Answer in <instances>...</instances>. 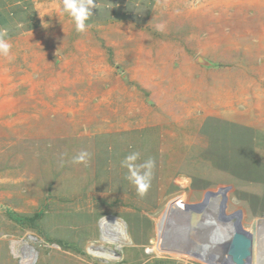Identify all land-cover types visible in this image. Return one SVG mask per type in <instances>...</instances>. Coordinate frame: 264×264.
I'll return each instance as SVG.
<instances>
[{
    "label": "rangeland",
    "instance_id": "obj_1",
    "mask_svg": "<svg viewBox=\"0 0 264 264\" xmlns=\"http://www.w3.org/2000/svg\"><path fill=\"white\" fill-rule=\"evenodd\" d=\"M197 2L153 0L140 21L132 13L143 10L125 8L104 22L90 17L78 32L67 13L56 16L62 0H0V29L13 36L8 56L0 54V264H20L23 243L35 254L29 264H214L161 247L168 209L188 210L208 192L225 195L219 220L238 222L252 238L255 221L264 219V151L255 150L253 136L264 129V79L253 61L235 67L238 57L221 47L217 59L196 54L208 32L195 22ZM41 5L51 17H40ZM194 61L255 112L239 113L244 104L223 95L199 100ZM153 120L170 126L156 195L98 178L96 150L107 148L98 134ZM82 152L86 162H74ZM34 215V222L13 219ZM107 216L124 223L129 242L109 246L116 255L109 261L87 252L90 243L102 244L98 223Z\"/></svg>",
    "mask_w": 264,
    "mask_h": 264
},
{
    "label": "crops",
    "instance_id": "obj_2",
    "mask_svg": "<svg viewBox=\"0 0 264 264\" xmlns=\"http://www.w3.org/2000/svg\"><path fill=\"white\" fill-rule=\"evenodd\" d=\"M196 1H198V5L193 12L196 19L195 22L202 29L203 25H206L208 31L206 34H200V32L197 33L196 31L194 34H191L193 38H196L198 34L201 36V38L197 39L200 40V42L196 45V54L203 53L202 56L204 57L211 56L217 59L216 50L221 47L223 50L226 49L229 52L231 51L228 57H233L235 60L238 59L237 61L244 59L243 63L245 64L248 61H253L257 65V70L262 76L261 78L264 79V32H261V30L264 29V0ZM100 2L101 3L98 4V9L93 8L92 10V19L99 17L103 19L100 22H104L107 19L121 17L124 9L129 8L130 13H132V10H143L142 16L140 13H132L133 16L140 21V19L146 15L147 9L152 6L153 0H100ZM252 6L256 7L252 8ZM252 9L256 14L254 18L250 17L254 13ZM98 10H100L99 13ZM11 37L13 36L10 35V32H7L5 39L8 40ZM201 45L203 47L199 48ZM199 60L201 61L203 59ZM239 63L240 61L236 63V65H233L236 67ZM209 65L208 67H210ZM189 71H194L198 75L194 82H197L196 88L198 90L201 89L199 100L204 101L205 99H210L211 101H216L221 99L220 95H223L222 100L224 101H235L234 103L238 101L242 102L240 96H233L230 91H227V94L223 93L219 83H217L216 87L214 82L217 80H214V78L217 77L209 75L208 73L210 71L206 69L205 66L197 64L194 61L190 65ZM250 82L248 81V83ZM263 92L264 91H261L259 95H263L262 97L264 98ZM246 95H248V92ZM197 97L198 96H196V98ZM240 104H244V113H239L246 115L249 112H255L251 109V101H243ZM228 105H233V103ZM237 105L239 106V103ZM202 110L205 111V115H208V112H206L207 108ZM252 113L250 115H252ZM246 120L250 121L251 117H246ZM169 127L170 126H167V124L160 120H153L150 123L137 126L106 128L104 131L100 132L98 134L99 142L107 148L104 150H96L98 154L96 157H99L100 160L98 164L100 170L99 173H96L98 178L104 180L110 178V187L118 183L117 185L120 186L122 190L127 183L128 186L134 189L136 186L128 179V169L122 166V161H124L128 155L138 152L140 155L139 159L136 161L137 164H143L148 160L154 161V167L151 170L150 187L147 192H150L151 195H156L157 190L155 191V188L161 179L160 153L162 152L163 129ZM190 127H201V123L191 125ZM253 132V136H255L254 141L256 145L259 146L255 148V150H259L258 152L264 151V129H253ZM101 148L103 149L102 146ZM95 163L97 164L96 161ZM111 170H115L113 175H110ZM122 184H124V186ZM147 199H150V196H147Z\"/></svg>",
    "mask_w": 264,
    "mask_h": 264
},
{
    "label": "bare ground",
    "instance_id": "obj_3",
    "mask_svg": "<svg viewBox=\"0 0 264 264\" xmlns=\"http://www.w3.org/2000/svg\"><path fill=\"white\" fill-rule=\"evenodd\" d=\"M200 63L207 66L209 65L204 60H201ZM221 197L220 195H216L208 199L209 201L208 204L210 203L213 204V206L211 207V211H213V209H215L216 206L219 204V200H221ZM219 213H220L219 209L216 210L217 218L215 217L216 219L215 221H213L214 223L212 222L213 224L211 225L212 227L216 226L217 229L226 228L224 231H226V234L229 235L234 231V227H233L234 221L233 220L229 221L231 222L232 225L229 222L227 223L221 222L218 218ZM181 214H182L181 208L178 205H176L175 208L172 207L169 208L166 215H164L165 218L160 228H162L161 241L163 240L161 247L165 250L185 252L183 251V248L179 246L180 243L179 237L181 236L180 228L182 224ZM255 222L256 224L253 227L251 233L253 235L251 238L252 255L254 256V264H264V219H258ZM98 229L101 232L100 243L102 244L94 245L90 243V245H88L87 248L88 254L105 261L115 259L116 255L113 256V251L109 249V246L118 245L120 247L125 243H129L128 234L126 232L124 223L115 217L107 216L99 220ZM13 247L15 248V243L13 244ZM21 251L22 253H20V259H21L20 264H29L35 260V254L33 253L32 248L28 244L23 243L21 245ZM255 258H257V260H255Z\"/></svg>",
    "mask_w": 264,
    "mask_h": 264
},
{
    "label": "water",
    "instance_id": "obj_4",
    "mask_svg": "<svg viewBox=\"0 0 264 264\" xmlns=\"http://www.w3.org/2000/svg\"><path fill=\"white\" fill-rule=\"evenodd\" d=\"M209 196L213 197L214 193L208 192L201 204L182 210L180 237L186 251L215 264H250V234L239 230L238 222L229 235L224 231L226 228L212 227L214 219L210 218L208 209ZM222 199L224 202L225 196Z\"/></svg>",
    "mask_w": 264,
    "mask_h": 264
},
{
    "label": "clouds",
    "instance_id": "obj_5",
    "mask_svg": "<svg viewBox=\"0 0 264 264\" xmlns=\"http://www.w3.org/2000/svg\"><path fill=\"white\" fill-rule=\"evenodd\" d=\"M93 8L98 9V4L97 2L94 3V0H62V4L56 6L55 13L57 17H62L65 13H67L75 21L76 31L84 32L87 28L86 21H88L89 18L93 15ZM36 10L39 11V15L41 11H43L44 16H52L50 14V10L44 8L42 5L38 6ZM6 35V30L0 29V54L4 56H8L9 50L11 48V45L5 39ZM88 155L89 154L87 152H82L75 158L74 162H86V157H88ZM139 155L140 154L138 152H134L131 155H128L124 159V161H122V166L128 169V179L133 185L136 186L137 193L143 196L150 187L152 175L151 170L154 167V161L148 160L143 164H137L136 161L139 159ZM217 194H219L220 197L222 196L221 200H219V204L216 206L215 209H213V211H211V209L209 210V213L211 212L210 218H213L214 221L217 218L216 210H221V203L223 202L222 198L223 196H225L223 193H216L214 194V196ZM212 206L213 204H211V207ZM182 210L183 209H181V211ZM220 215L221 214L219 213V219ZM223 217L222 219H224ZM179 242V246L183 248V251L187 252L183 245L181 237H179Z\"/></svg>",
    "mask_w": 264,
    "mask_h": 264
},
{
    "label": "trees",
    "instance_id": "obj_6",
    "mask_svg": "<svg viewBox=\"0 0 264 264\" xmlns=\"http://www.w3.org/2000/svg\"><path fill=\"white\" fill-rule=\"evenodd\" d=\"M38 216H39V215H34V217L29 218V219H24V218H22V217H18V216H16V217H14L13 219H14L16 222H24V221H31V220L34 222Z\"/></svg>",
    "mask_w": 264,
    "mask_h": 264
}]
</instances>
